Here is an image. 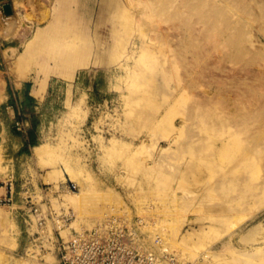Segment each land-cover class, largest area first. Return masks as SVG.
Returning <instances> with one entry per match:
<instances>
[{"label": "rangeland", "instance_id": "374dc122", "mask_svg": "<svg viewBox=\"0 0 264 264\" xmlns=\"http://www.w3.org/2000/svg\"><path fill=\"white\" fill-rule=\"evenodd\" d=\"M105 1L69 4L76 21L87 22L79 27L93 43L87 64L60 68L52 63L42 71V61L29 56L25 43L53 20L58 0H0V26L3 19L15 24L9 39L0 36V198L6 184L13 190L12 201L0 203V264H31L30 256L38 251L51 254V264H56L57 239L86 227V216L90 222L108 214L128 220L117 214L121 208L129 211L131 221L142 217L144 225H179L193 243L192 255L182 259L188 264H264V205L251 201L228 210L222 187L229 170L242 172L232 165L246 148L241 126L226 120L230 115L225 112L264 111V47L255 35L264 28V0H223L211 13L218 19L214 30L240 33L237 46L224 45L225 37L219 35V42L202 47L196 46V31L188 25H202L196 11L187 9L190 0H117L122 10L128 8L126 14L108 12ZM191 1L205 12L221 0ZM4 4H10L11 15ZM206 89L211 99L202 107ZM203 112L226 121L216 123L205 139L203 149L209 154L202 164L210 169L194 184V168L201 163L185 162L183 155L193 144L194 128L207 126ZM29 130L32 144H25ZM260 131L264 139V126ZM227 135L238 138L234 150L215 155L219 138ZM169 138L176 140L160 153ZM33 143L45 146L42 156ZM113 145L117 150L109 152ZM249 159L257 162L249 175L263 177L264 147ZM71 191L81 193L82 219ZM106 198L118 200L121 207ZM248 211L251 216L243 218ZM63 213L72 218L64 223L58 217L65 225L59 230L53 221ZM47 221L48 236L43 233ZM221 226L228 231L208 243L204 236ZM142 231L149 244L150 234L144 227Z\"/></svg>", "mask_w": 264, "mask_h": 264}, {"label": "bare ground", "instance_id": "6f19581e", "mask_svg": "<svg viewBox=\"0 0 264 264\" xmlns=\"http://www.w3.org/2000/svg\"><path fill=\"white\" fill-rule=\"evenodd\" d=\"M222 1L223 0L219 1L220 3L216 1V3L213 4L214 8H212L211 10H206L205 12L201 11L197 7L194 8L195 2L191 0L188 1L187 9L192 12L196 11L195 13L197 17L196 22H200L202 24L200 27H194L193 24L195 22L188 23V25L192 27V32L196 31L194 32L195 38H197L198 41L196 46L202 47V45H204L206 42H208L209 44L217 43L220 40L219 39L220 37H218L219 35L225 37L224 41L222 42L224 45L228 46L229 44H232L234 46H237L235 39H239L238 36L240 35V33L236 34L237 36H235V33L233 32H228L229 33L228 35L225 29L218 28L214 30V26L217 27L218 25V19L212 18L211 13L217 12V10H219V8H221L224 5ZM60 2H61L60 7L53 16V20L48 22L44 27L37 29L34 32L33 36L25 43V48L28 51L29 56L36 58V62H38L39 60L42 61V64L40 63L39 65L42 71H45L47 66L52 63H53L52 66L55 65V66H59L60 68L65 67V65L68 64L82 65L87 62V59L85 58L86 55L89 54V52L91 54L92 51L91 49L93 47L92 45L93 43H91V40L88 37H86L84 32L79 30V27H87L86 19L76 21V13L74 12L75 10L72 6L69 5L72 2H76V0H60ZM128 2L130 3V0H128ZM104 6L108 10V12L113 14H118L119 11L122 10V6H120L117 0H106ZM127 10L128 8L126 7L122 11L124 12V14H126ZM11 11L7 12V15H11L10 14ZM42 18L43 16L39 15L38 19H42ZM238 23L241 24V22ZM14 25L15 24H13L12 20L3 19L2 24L0 26V36L3 39L6 40L9 39L15 32ZM230 25L231 23H229L227 26ZM255 32H256L255 35L257 38L256 39L257 42L264 47V42L262 41V38L264 39V28L259 30V32L258 31ZM200 38H202L203 41L200 40ZM204 38H206V40H204ZM96 53L101 54L100 50L98 49ZM15 57L16 59H21L23 55L21 54L18 56L15 55ZM11 67L10 69H12ZM19 77L20 75H16L15 78L19 79ZM203 95H204V102L201 103L202 107L207 105V103H209L211 99L210 91L208 89L203 91ZM230 111L231 112L228 111L225 112L226 115H230V117L227 116L228 118L226 120L233 119L236 121V123H238L241 126L243 135L245 133L243 138L244 142L242 146L246 144V148L243 149V151L239 154V156L241 157L237 160V162L232 165L239 167V169L242 172L229 170L228 173L224 176V181L222 182V187L226 194L225 195L226 196L225 203L227 204L226 209L228 210H233L237 208L241 209L246 205H248L251 201L257 202L258 206L261 207L262 205H264V175L259 179L253 175H249V172L257 168V162L250 160L249 157L253 154L254 151L256 150L258 151L259 149L264 147V139L262 138L263 136L262 131H260V128L264 126V111L261 108H255V109L249 108L244 110L242 108L237 111L234 110H230ZM203 113H205L206 118L209 119V120L205 119V124H207V126L203 128L198 127L196 130L194 128L193 130L194 133L191 134V138L193 139L192 140L193 144L185 148V150L187 149L188 150L185 151L186 153L183 155L185 162L189 163L191 161H195L201 163L199 166L194 168V173H195V177H194L195 179L193 180V182H195L194 184L196 183L199 184L202 179V173L206 171V169L208 170L210 169L209 164H202V159L209 154V153H205L203 149L205 144V139L216 130L215 127L216 123L226 121L215 117V115L213 114L210 115L207 112H203ZM156 118H158V113L156 114ZM184 122L185 120H180V124H184ZM199 122L200 120H198V122L196 121L195 123L198 124ZM172 138L167 139L166 141L167 143L165 145L162 146L160 145L161 146L160 153L171 147V144H173L174 141L176 140V138L174 139ZM237 139L238 138L235 137L234 135L231 136L227 135L220 137L219 140L221 142L220 143L221 145L215 146V155L217 153L220 155V157L228 155L230 151L234 150ZM44 148L45 146L43 147L42 144L33 147L35 153L38 156L39 155L42 156V154L45 152ZM116 150L117 148L115 145L109 148V152H115ZM158 162L159 161L156 160V164L154 163L156 167L157 164H159ZM185 162H184V166L185 168H187L186 165H188V163ZM155 165L153 166L155 167ZM186 170L187 169H185V171ZM181 178L185 179L186 177L182 176ZM7 186L8 184H6L5 192L7 191L6 190ZM11 189H12V184H11ZM71 192L72 194H74L71 203L74 204L75 209L77 210L78 217L82 219L86 211L84 209H80L82 202L81 193L77 191H71ZM106 200L111 202L116 201L114 203L117 204L118 206L120 205V202L115 199L113 200V198H106ZM252 212L253 211H248L243 218L250 217ZM117 214L120 215L125 214L127 216L126 219L130 220L129 211H127L126 209L121 208L117 212ZM110 215L111 214L99 216L98 218H96L97 219L96 221H92V222L87 221L89 219L86 216V219L82 221L84 222L83 225H86V227L84 228L81 227L82 224H79L80 222L78 224L75 223V227L77 228L81 227L77 231H82L84 229H90L96 224L108 220L109 221L117 220L125 224L131 222V220L125 221L123 219H120V217L118 218L117 217L118 215L114 216L115 214H113L114 217L113 216L110 217ZM54 220L55 221H53V223H55L56 225L55 227L57 229L61 230L62 228H64L65 226L64 223H62L57 217H55ZM241 220L242 219H238L235 222L231 223L230 227L236 225ZM97 221L98 223H96ZM137 221L140 222L138 226L140 233L144 235L143 242L148 241L147 236L142 231L143 227L148 232V234H150L147 235L150 236L149 239L151 241L149 243V247L151 248V250L157 252L160 251L163 253L165 252L166 254L172 255V257H175L176 259L175 260L176 264H188L186 260L184 262V260L182 259H185L192 255L191 244L193 243H190L189 245V242H187L188 241L187 237L182 235V230L179 225H174V223L168 225L166 221L145 222L144 225V219L142 217H139ZM49 222L50 221H47V225L43 229V233H45L47 236L52 234L51 227H48ZM228 229L229 227L226 226H221L217 229H212L209 231V233L206 236H204V238H206L208 243H212L218 240L220 237H222L228 231ZM68 236L66 237L61 236V237L66 239L68 238ZM168 247L174 248L178 253H175L174 250L173 252L171 250H168L170 249ZM193 247L194 245H192V249ZM178 254L180 256H178ZM52 257L53 256H51V254L47 252L38 251L34 255L30 256V259L32 260L31 264H51L53 260Z\"/></svg>", "mask_w": 264, "mask_h": 264}, {"label": "built area", "instance_id": "2783aa9c", "mask_svg": "<svg viewBox=\"0 0 264 264\" xmlns=\"http://www.w3.org/2000/svg\"><path fill=\"white\" fill-rule=\"evenodd\" d=\"M0 198V203L9 204L13 198L11 183ZM30 210L39 216L37 206L30 204ZM66 223L71 220L68 214L57 218ZM137 220L128 224L103 221L90 229L74 230L68 238L60 237L57 243L56 264H176L175 257L165 252L151 250L144 235L140 233Z\"/></svg>", "mask_w": 264, "mask_h": 264}, {"label": "crops", "instance_id": "0c3cea01", "mask_svg": "<svg viewBox=\"0 0 264 264\" xmlns=\"http://www.w3.org/2000/svg\"><path fill=\"white\" fill-rule=\"evenodd\" d=\"M58 2H59V6H58V9H59V7H60V4H61V2H60V0H58ZM4 6V5H3ZM12 9V8H11ZM58 11V10H57ZM56 11V12H57ZM85 64H87V62L86 63H84V64H82V65H85ZM68 65H70V66H81V65H71V64H68ZM55 66V65H54ZM67 65H65V67H66ZM28 141V140H27ZM27 141H25V144H29V142L27 143ZM30 146V145H29ZM34 146H36V145H34ZM33 146V147H34Z\"/></svg>", "mask_w": 264, "mask_h": 264}, {"label": "water", "instance_id": "95a60500", "mask_svg": "<svg viewBox=\"0 0 264 264\" xmlns=\"http://www.w3.org/2000/svg\"><path fill=\"white\" fill-rule=\"evenodd\" d=\"M3 9H4L5 12L11 11L10 4H4Z\"/></svg>", "mask_w": 264, "mask_h": 264}, {"label": "trees", "instance_id": "16d2710c", "mask_svg": "<svg viewBox=\"0 0 264 264\" xmlns=\"http://www.w3.org/2000/svg\"><path fill=\"white\" fill-rule=\"evenodd\" d=\"M29 132V144H32V130H29L28 131ZM35 143H33V145H34Z\"/></svg>", "mask_w": 264, "mask_h": 264}]
</instances>
